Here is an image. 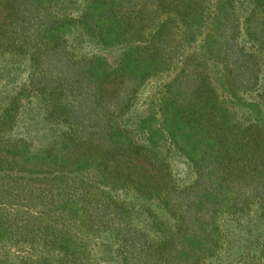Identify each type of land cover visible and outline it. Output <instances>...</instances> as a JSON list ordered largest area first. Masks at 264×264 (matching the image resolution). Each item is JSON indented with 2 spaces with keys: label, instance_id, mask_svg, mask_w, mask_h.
<instances>
[{
  "label": "trees",
  "instance_id": "1",
  "mask_svg": "<svg viewBox=\"0 0 264 264\" xmlns=\"http://www.w3.org/2000/svg\"><path fill=\"white\" fill-rule=\"evenodd\" d=\"M0 264H264V0H0Z\"/></svg>",
  "mask_w": 264,
  "mask_h": 264
},
{
  "label": "rangeland",
  "instance_id": "2",
  "mask_svg": "<svg viewBox=\"0 0 264 264\" xmlns=\"http://www.w3.org/2000/svg\"><path fill=\"white\" fill-rule=\"evenodd\" d=\"M75 54V52L77 51L76 48L72 50ZM87 51V49L85 50ZM145 92L143 94V97L141 98V100L145 97ZM174 166H175V170H177V174H178V177H182L184 178V174H185V170L183 168V166L179 163H177L176 161L174 162Z\"/></svg>",
  "mask_w": 264,
  "mask_h": 264
}]
</instances>
